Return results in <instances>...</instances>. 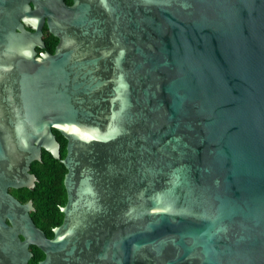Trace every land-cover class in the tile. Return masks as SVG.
<instances>
[{
	"label": "water",
	"instance_id": "obj_1",
	"mask_svg": "<svg viewBox=\"0 0 264 264\" xmlns=\"http://www.w3.org/2000/svg\"><path fill=\"white\" fill-rule=\"evenodd\" d=\"M43 149L67 168L53 238L9 191ZM31 245L39 264H264V0H0V264Z\"/></svg>",
	"mask_w": 264,
	"mask_h": 264
},
{
	"label": "trees",
	"instance_id": "obj_2",
	"mask_svg": "<svg viewBox=\"0 0 264 264\" xmlns=\"http://www.w3.org/2000/svg\"><path fill=\"white\" fill-rule=\"evenodd\" d=\"M66 1L71 2V0ZM54 131L62 143L61 157H65L67 139L58 130L54 129ZM31 170L36 173L38 181L33 188H23L22 200L32 199L34 201L36 209L41 212L39 217L32 212L38 223L47 225V217L50 215L57 216L55 223H60L63 216L60 206L67 201V192L63 182L67 168L60 159L55 158L49 151L43 150L42 160L34 161ZM47 230H51L50 226ZM34 252L36 255L31 258L30 264H38L39 258L44 257L42 251Z\"/></svg>",
	"mask_w": 264,
	"mask_h": 264
},
{
	"label": "flooded vegetation",
	"instance_id": "obj_3",
	"mask_svg": "<svg viewBox=\"0 0 264 264\" xmlns=\"http://www.w3.org/2000/svg\"><path fill=\"white\" fill-rule=\"evenodd\" d=\"M66 1V0H65ZM67 2V1H66ZM68 3V2H67ZM73 3V0H71V2L70 3H68V4H72ZM28 29H30V30H32L30 27H28ZM53 36V37H52ZM43 39H44V41H45V48H37V50H38V52L40 53V52H43V51H50L51 53H54V51H55V47H56V45H57V43H58V38L55 36L54 37V35L52 34V33H50L49 32V29H48V26L45 24L44 25V27H43ZM57 40V41H56ZM54 133H55V131H54ZM56 134V133H55ZM56 137H57V134H56ZM57 139L60 141V143H61V140L57 137ZM67 144V143H66ZM61 146H62V143H61ZM43 150H45V149H43ZM42 154H43V152H42ZM62 158H64V157H62ZM66 167V166H65ZM31 172H33L32 170H31ZM34 173V172H33ZM35 175H36V173H34ZM66 174V173H65ZM37 176V175H36ZM37 181H38V177H37ZM37 181H36V183H37ZM64 182V181H63ZM36 186V185H35ZM34 186V187H35ZM64 186H65V184H64ZM23 188H27V187H21V188H10L9 189V191L15 196V197H17L21 202H27V201H29V200H31V199H27V200H25V201H23L22 200V198H21V196L23 195ZM66 188V187H65ZM66 192H67V190H66ZM67 202V201H66ZM33 203H34V201H33ZM66 204V203H65ZM65 204H63V205H65ZM62 205V206H63ZM34 206H35V204H34ZM62 206H60V209H61V207ZM32 212H34L35 213V216H37V217H39L40 216V210H37L36 209V206H35V210H33V211H31V215H32V217H33V214H32ZM33 217V219H34V221H35V223L37 224V226L38 227H40L41 229H43L44 231H45V233H46V235H47V237H49V238H53L54 237V231H53V229L55 228V227H57V226H59V225H61V223L63 222V219H64V213H63V216H62V220H61V222L60 223H55V221L57 220V216H52V215H50V216H48L47 217V225H45V224H42L41 222H37L36 221V217ZM50 226V229L51 230H47L48 229V227ZM30 249L33 251V256L32 257H34L35 255H36V252H34V251H37V252H39V251H42L38 246H36V245H31L30 246ZM43 252V251H42ZM44 253V252H43ZM45 258V253H44V257H42V258H39V260H38V264H39V261H41V260H43Z\"/></svg>",
	"mask_w": 264,
	"mask_h": 264
}]
</instances>
